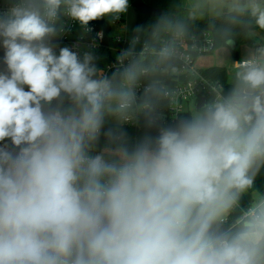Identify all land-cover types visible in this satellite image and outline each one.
Wrapping results in <instances>:
<instances>
[{
  "label": "clouds",
  "instance_id": "obj_1",
  "mask_svg": "<svg viewBox=\"0 0 264 264\" xmlns=\"http://www.w3.org/2000/svg\"><path fill=\"white\" fill-rule=\"evenodd\" d=\"M7 4L0 264H264V193L229 223L264 166V48L243 62L228 96L106 158L90 152L117 93L93 78L91 56L68 47L57 56L46 40L62 5L90 32V21L124 12L128 0ZM231 10H250L264 29L256 0ZM65 98L74 107L61 110Z\"/></svg>",
  "mask_w": 264,
  "mask_h": 264
},
{
  "label": "built area",
  "instance_id": "obj_2",
  "mask_svg": "<svg viewBox=\"0 0 264 264\" xmlns=\"http://www.w3.org/2000/svg\"><path fill=\"white\" fill-rule=\"evenodd\" d=\"M7 6V0H0V9ZM130 6L132 1L128 0L126 10L107 24L108 30L101 27L98 22L90 21L87 27L91 31L86 32L78 21L64 14L62 5L58 19L54 22L58 32L50 40H46L57 56L63 47L74 51L81 61L85 55L94 57L100 52L111 55L110 59L97 70L95 79L107 78L111 84L113 74L126 75L122 78L121 87L123 93L129 94L126 99L112 100L108 103L116 102L118 109V112L112 116L113 118L116 116L117 120L112 119L107 113L111 123L133 128L136 131L142 129L144 117L155 120V123L175 124L188 112L187 107L191 104L196 106L202 97H205L208 106L227 96L224 86L204 76L195 64L197 57L209 54L214 49L215 43L211 33L197 35L173 32L164 37L152 36L142 29L130 33L127 29V14ZM119 26L124 31L123 34L116 33ZM4 55L5 49L0 43V71L6 70ZM148 57L167 58L176 62V65L170 69L160 68L164 78L149 84L137 80L135 74L127 76L128 72L135 73L140 63ZM244 61L246 60L237 62L238 69H242ZM132 66L134 67L131 69ZM147 73L148 69H143L142 74ZM155 85L159 86L160 103L156 102L152 105L144 100L143 95L145 92L154 93ZM121 103L126 105L123 109L119 108ZM102 135L100 128L97 140ZM97 140L90 154L109 152L107 149H102L97 144Z\"/></svg>",
  "mask_w": 264,
  "mask_h": 264
},
{
  "label": "trees",
  "instance_id": "obj_3",
  "mask_svg": "<svg viewBox=\"0 0 264 264\" xmlns=\"http://www.w3.org/2000/svg\"><path fill=\"white\" fill-rule=\"evenodd\" d=\"M132 2L134 0H131ZM147 5L162 10L164 13L161 16L152 17L137 13V25L141 26L142 31H147L150 35H157V37H164L169 33L179 32L186 34H197L200 35L205 32L212 34L214 39V49L210 52L228 46L232 43L235 46H249L252 48L264 45V29H261L255 22V17L251 16L250 10L244 12L235 11H224V13L218 17L210 18L205 16L203 18L190 15L188 8L185 6L184 0H143ZM258 0H256L257 2ZM241 5L250 3V0H239ZM98 22L101 27L108 30L107 22L103 19L93 20ZM259 32L262 35L261 39H256L254 33ZM142 34V32H140ZM234 54L236 51L234 50ZM111 55L105 52H100L92 57L90 65L94 66L96 72L93 76L95 79L97 70L103 66L104 62L110 59ZM176 65V62L162 57H148L144 62H141L136 72H128L127 76L135 74V77L139 81L144 83H152L157 80L164 78L160 68L170 69ZM148 69L147 74H142L143 69ZM203 75L207 78L218 81L221 83L228 96L233 87L227 82V72L225 68L213 67L202 71ZM123 74H113L111 87L117 96L112 100L122 99L119 94L123 93L121 87ZM159 86H154V93L145 92L143 97L144 100L155 105L156 102L160 103V90ZM27 90V87H26ZM110 100V101H112ZM110 101L105 102V107ZM57 101H53L52 106L55 107ZM164 104V103H163ZM74 107L72 101L67 98L64 99L61 104V110L69 109ZM204 109L200 110L202 112ZM191 118V113H186L183 119ZM182 119V120H183ZM149 117L142 119V129L136 131L133 128L122 127L117 124H113L109 121V116L104 112L103 123L101 126L102 137L97 140V144L102 149L116 150L118 147H127L129 150H133L139 143L145 138L156 137L159 134L160 127L173 125L167 123H149ZM248 192H259L264 193V166H262L257 173L253 189ZM250 203L247 200L246 194H243L240 200V207L232 214L229 218V223L232 218L239 214L241 209L247 208ZM227 227V225H225Z\"/></svg>",
  "mask_w": 264,
  "mask_h": 264
},
{
  "label": "rangeland",
  "instance_id": "obj_4",
  "mask_svg": "<svg viewBox=\"0 0 264 264\" xmlns=\"http://www.w3.org/2000/svg\"><path fill=\"white\" fill-rule=\"evenodd\" d=\"M185 6L188 8V11L190 15L196 16L203 18L205 16H208L210 18H215L224 13V11H232V4L234 3V0H184ZM239 2V0H238ZM256 3L260 4L261 8H264V0H258ZM248 4L244 5L247 6ZM117 16V14H109L106 15L102 18H105L108 21H112V19ZM127 29L130 33L134 32L136 29L140 30L141 26L137 25V11L134 9L133 6L129 7L128 10V16H127ZM117 32L118 34H123L124 31L121 29V26L117 27ZM254 36L258 39L262 38V35L259 32L254 33ZM253 49L252 47L249 46H233V50L236 51V55L234 56L233 50L231 49V44L220 48V50H215L211 54H205L201 55L196 64L199 68L201 69H208L209 67L212 66H217L221 63H224V67H226L227 70V82L234 87L237 86L238 81H237V73L236 71L237 68V62L242 61V60H249L252 59L251 57L253 56ZM221 52L220 57L218 56V53ZM238 57L237 59L235 57ZM238 69V68H237ZM109 108L111 111H109ZM187 110L191 112V117L194 114L199 113L195 109V105L191 104L187 107ZM118 112L117 109V104L116 102H111L108 104L105 108V113H109V116L117 120V117L115 116L114 118L112 117L115 113ZM112 152H106L104 153L106 158L111 157L112 153L115 150H111ZM259 192H247L245 193L247 196L248 201L252 202L253 197L255 194Z\"/></svg>",
  "mask_w": 264,
  "mask_h": 264
},
{
  "label": "water",
  "instance_id": "obj_5",
  "mask_svg": "<svg viewBox=\"0 0 264 264\" xmlns=\"http://www.w3.org/2000/svg\"><path fill=\"white\" fill-rule=\"evenodd\" d=\"M132 6L137 11V13H140V14L146 15V16L157 17V16L163 15V13H164L162 10H159V9H156V8H153L149 5H147L143 0H134L132 2ZM230 44H231V46L233 45L232 43H229L228 45H230ZM133 67L134 66H132L131 69ZM205 106H206V99H205V97H202L200 99V101L197 103L196 110L200 111V110L204 109Z\"/></svg>",
  "mask_w": 264,
  "mask_h": 264
},
{
  "label": "crops",
  "instance_id": "obj_6",
  "mask_svg": "<svg viewBox=\"0 0 264 264\" xmlns=\"http://www.w3.org/2000/svg\"><path fill=\"white\" fill-rule=\"evenodd\" d=\"M119 14H121V13H119ZM119 14H117V15H119ZM127 16H128V14H127ZM100 19H103L104 21H106L107 23H110L111 21H108V20H106L105 18H100ZM256 38V37H255ZM256 39H258V38H256ZM233 46L234 45H232L231 46V49L233 50ZM223 48V47H222ZM262 48H264V45H261V46H259V47H256L255 49H253V56L251 57L252 59H256V58H258V56H259V50L260 49H262ZM218 50V49H217ZM219 50H220V48H219ZM214 52V51H213ZM212 52V53H213ZM209 54H211V53H209ZM233 54H234V50H233ZM220 55H221V52L220 53H218V56L220 57ZM236 54H234V56H235ZM200 57V56H199ZM199 57H197V59L195 60V64H196V62H197V60H198V58ZM236 59L238 58L237 56L235 57ZM238 60V59H237ZM250 60V59H249ZM196 66H197V64H196ZM225 65H224V63H221V64H219V65H217V66H212V67H209L208 69H210V68H213V67H220V68H225L226 69V67H224ZM197 68L202 72V71H204V70H207V69H201V68H199L198 66H197ZM236 71H242V69H237L236 68ZM226 72H227V70H226ZM229 84V83H228ZM229 85H231V84H229ZM231 87H233V89L235 88L233 85H231ZM200 101V100H199ZM198 101V102H199ZM194 105V104H193ZM196 107H197V104H196V106H195V109H196ZM187 113H191L190 111H188ZM110 152H112L111 150H109ZM247 197V196H246ZM248 200V199H247ZM249 202V201H248ZM250 203V202H249Z\"/></svg>",
  "mask_w": 264,
  "mask_h": 264
}]
</instances>
